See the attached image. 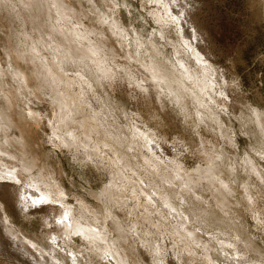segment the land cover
Returning a JSON list of instances; mask_svg holds the SVG:
<instances>
[{
	"label": "rangeland",
	"instance_id": "1",
	"mask_svg": "<svg viewBox=\"0 0 264 264\" xmlns=\"http://www.w3.org/2000/svg\"><path fill=\"white\" fill-rule=\"evenodd\" d=\"M0 264H264V0H0Z\"/></svg>",
	"mask_w": 264,
	"mask_h": 264
},
{
	"label": "bare ground",
	"instance_id": "2",
	"mask_svg": "<svg viewBox=\"0 0 264 264\" xmlns=\"http://www.w3.org/2000/svg\"><path fill=\"white\" fill-rule=\"evenodd\" d=\"M163 3V2H162ZM163 7L166 9V11L167 12H169L168 11V9H167V7H166V5L165 4H163ZM199 61V60H198ZM187 76V75H186ZM205 86V85H204ZM208 86V85H207ZM199 87V86H198ZM200 88V87H199ZM206 88V87H205ZM204 93V92H203ZM180 101V100H179ZM108 134V133H107ZM2 152V151H1ZM207 167H209V166H207ZM207 167H205V168H207ZM213 168V167H212ZM211 170V169H210ZM205 171V170H204ZM212 171V170H211ZM197 172V171H196ZM202 172V171H201ZM215 172V171H214ZM212 173H213V171H212ZM204 174V173H203ZM206 174V173H205ZM196 176V175H195ZM213 177H214V174L212 175ZM212 176L210 175L209 177H211V179H212ZM196 177H198V176H196ZM208 177V180H210V178ZM199 178V177H198ZM198 181V180H197ZM218 181V180H217ZM194 183H195V181H194ZM197 185V184H196ZM194 186V185H193ZM192 186V188H194ZM208 186V185H207ZM36 190V189H35ZM218 193V192H217ZM220 194V193H219ZM45 195V194H44ZM39 199H40V197H38ZM222 199V198H221ZM223 199H224V197H223ZM225 200V199H224ZM219 201V200H218ZM76 225V224H75ZM77 227H79V229H77ZM85 227V226H84ZM77 230H75L76 231V233H79V234H81L82 235V237H84V238H86V239H88L89 238V236H90V234H91V232H89V231H87L86 230V227L85 228H81L80 226H77L76 225V227H75ZM72 230H74V229H72ZM102 237V236H101ZM96 238V237H95ZM85 239V240H86ZM98 239H100V237H98ZM91 240V239H90ZM89 240V241H90ZM104 240V239H103ZM98 240H96V242H97ZM100 241V240H99ZM93 242H95V241H93ZM104 243H105V241H104ZM94 244V243H93ZM108 248V247H107ZM115 259V258H114Z\"/></svg>",
	"mask_w": 264,
	"mask_h": 264
}]
</instances>
